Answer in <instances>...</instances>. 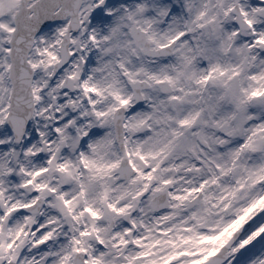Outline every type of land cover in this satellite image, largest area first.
I'll list each match as a JSON object with an SVG mask.
<instances>
[{
  "label": "snow or ice",
  "instance_id": "snow-or-ice-1",
  "mask_svg": "<svg viewBox=\"0 0 264 264\" xmlns=\"http://www.w3.org/2000/svg\"><path fill=\"white\" fill-rule=\"evenodd\" d=\"M0 264H264V0H0Z\"/></svg>",
  "mask_w": 264,
  "mask_h": 264
}]
</instances>
